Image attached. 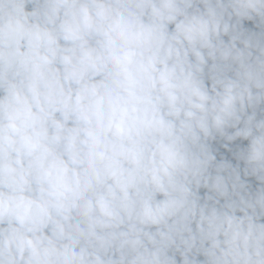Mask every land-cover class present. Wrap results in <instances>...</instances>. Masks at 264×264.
<instances>
[{
  "label": "clouds",
  "instance_id": "1",
  "mask_svg": "<svg viewBox=\"0 0 264 264\" xmlns=\"http://www.w3.org/2000/svg\"><path fill=\"white\" fill-rule=\"evenodd\" d=\"M0 264H264V0H0Z\"/></svg>",
  "mask_w": 264,
  "mask_h": 264
}]
</instances>
